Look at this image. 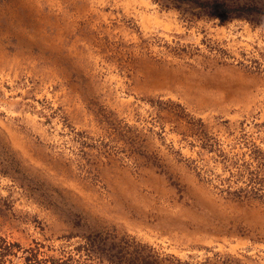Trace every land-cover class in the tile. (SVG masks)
Instances as JSON below:
<instances>
[{
    "label": "rangeland",
    "instance_id": "374dc122",
    "mask_svg": "<svg viewBox=\"0 0 264 264\" xmlns=\"http://www.w3.org/2000/svg\"><path fill=\"white\" fill-rule=\"evenodd\" d=\"M182 1L0 0V264H264V0Z\"/></svg>",
    "mask_w": 264,
    "mask_h": 264
},
{
    "label": "trees",
    "instance_id": "16d2710c",
    "mask_svg": "<svg viewBox=\"0 0 264 264\" xmlns=\"http://www.w3.org/2000/svg\"><path fill=\"white\" fill-rule=\"evenodd\" d=\"M175 1H182V0H175ZM182 2H186V1H182ZM193 3H194V1L192 0L191 1V4H193ZM193 5H195V4H193ZM196 5H195L196 7H200V8H205V7H208V6H212V5L208 4L207 2L199 3V4H196ZM215 8H217V7H215ZM216 10H220V12L226 13V14H229V13L233 12L230 9H227V8L221 7V6H218V8ZM244 10H246V11H252V10H254V8L249 7V8H246ZM251 180L253 181L252 183H255L257 181V184H258L260 182V180H259L258 177H257V180H256V178L252 177Z\"/></svg>",
    "mask_w": 264,
    "mask_h": 264
}]
</instances>
